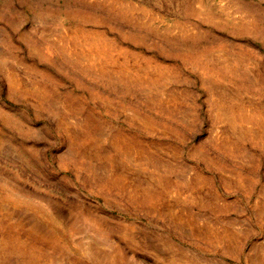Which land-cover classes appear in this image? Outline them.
<instances>
[{
    "label": "rangeland",
    "instance_id": "1",
    "mask_svg": "<svg viewBox=\"0 0 264 264\" xmlns=\"http://www.w3.org/2000/svg\"><path fill=\"white\" fill-rule=\"evenodd\" d=\"M0 264H264V0H0Z\"/></svg>",
    "mask_w": 264,
    "mask_h": 264
}]
</instances>
